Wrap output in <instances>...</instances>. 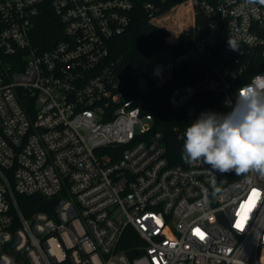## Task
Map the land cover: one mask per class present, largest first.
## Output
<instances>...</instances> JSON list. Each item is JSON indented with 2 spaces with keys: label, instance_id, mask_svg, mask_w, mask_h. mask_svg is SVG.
<instances>
[{
  "label": "built area",
  "instance_id": "2783aa9c",
  "mask_svg": "<svg viewBox=\"0 0 264 264\" xmlns=\"http://www.w3.org/2000/svg\"><path fill=\"white\" fill-rule=\"evenodd\" d=\"M142 3L171 46L191 49L151 62L148 94L127 96L108 56L136 0H0V264H264V175L182 159L202 92L227 114L225 102L264 74V6ZM49 10L61 29L39 43ZM223 30L243 48L216 63ZM186 62L204 74L168 96L183 113L172 148L151 85L173 82ZM20 195L59 198L53 213L26 215Z\"/></svg>",
  "mask_w": 264,
  "mask_h": 264
},
{
  "label": "trees",
  "instance_id": "16d2710c",
  "mask_svg": "<svg viewBox=\"0 0 264 264\" xmlns=\"http://www.w3.org/2000/svg\"><path fill=\"white\" fill-rule=\"evenodd\" d=\"M180 1L182 0H167L166 6L174 5V3ZM136 3L133 21L124 34L115 37L111 41L110 54L108 56V63L113 65L115 75L124 86L127 96L141 95L138 90L139 82L142 76H148L147 69L150 67L153 54L155 55L156 52L167 48H171L175 53L191 49V45L186 44L183 40L179 44L171 46L167 42L169 31L149 22L142 0H136ZM171 17L172 15H167L162 20L169 22L168 20ZM60 29V23H58L52 12L50 10L45 12L38 20V42L53 40L55 32H59ZM228 39L226 30H223L214 49V61L216 63L227 57L231 58V48L228 45ZM235 41L238 48L242 49L243 46L237 40ZM249 58H252V62L256 59L252 55ZM203 74L204 70L199 64L186 62L176 67L173 82L162 88H155L151 85V93L154 96V110L158 119L156 128L164 132L172 148L178 146L180 142L176 140L173 128L179 123L183 113L169 106L168 96L176 85L195 82L202 78ZM200 96L202 97V104H194L191 107L196 106L200 113L216 112L224 114V111L220 108L218 97L206 92H202ZM18 199L23 212L26 215H30L38 209L42 197L40 195H20Z\"/></svg>",
  "mask_w": 264,
  "mask_h": 264
},
{
  "label": "clouds",
  "instance_id": "9594fccd",
  "mask_svg": "<svg viewBox=\"0 0 264 264\" xmlns=\"http://www.w3.org/2000/svg\"><path fill=\"white\" fill-rule=\"evenodd\" d=\"M264 6V0H246ZM229 47L239 51L229 37ZM227 114L203 112L187 127L182 159L210 165L211 172H257L264 175V74L238 90L236 103ZM207 197V193L205 194Z\"/></svg>",
  "mask_w": 264,
  "mask_h": 264
},
{
  "label": "water",
  "instance_id": "95a60500",
  "mask_svg": "<svg viewBox=\"0 0 264 264\" xmlns=\"http://www.w3.org/2000/svg\"><path fill=\"white\" fill-rule=\"evenodd\" d=\"M139 92L142 94H148L150 87L149 81L145 76H142L138 86ZM59 198V196L52 197V198H45L38 206L40 210H48L49 212L53 213V205L55 201Z\"/></svg>",
  "mask_w": 264,
  "mask_h": 264
},
{
  "label": "rangeland",
  "instance_id": "374dc122",
  "mask_svg": "<svg viewBox=\"0 0 264 264\" xmlns=\"http://www.w3.org/2000/svg\"><path fill=\"white\" fill-rule=\"evenodd\" d=\"M173 56H174V53H173L172 49L167 48L165 50H161L159 52H156L155 55L153 54L151 59H152V62L155 63L158 61L171 59V58H173Z\"/></svg>",
  "mask_w": 264,
  "mask_h": 264
},
{
  "label": "snow or ice",
  "instance_id": "6c2138e0",
  "mask_svg": "<svg viewBox=\"0 0 264 264\" xmlns=\"http://www.w3.org/2000/svg\"><path fill=\"white\" fill-rule=\"evenodd\" d=\"M255 191V190H254Z\"/></svg>",
  "mask_w": 264,
  "mask_h": 264
}]
</instances>
